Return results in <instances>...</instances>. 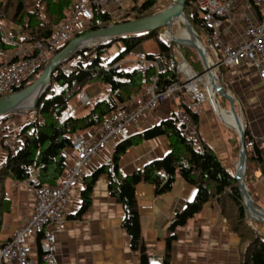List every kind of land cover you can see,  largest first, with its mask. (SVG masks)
<instances>
[{
	"label": "trees",
	"instance_id": "obj_1",
	"mask_svg": "<svg viewBox=\"0 0 264 264\" xmlns=\"http://www.w3.org/2000/svg\"><path fill=\"white\" fill-rule=\"evenodd\" d=\"M75 1L0 0V65L3 53L14 49L17 43L47 45L46 42L54 26L67 17ZM157 1H134L121 15L120 21L132 16L142 18L151 15ZM91 11L92 18L84 25L85 29L75 33L77 36L115 22L105 9L92 5ZM184 16L200 41L201 34H209L204 24L202 8L195 3L187 2L184 6ZM161 30H163L162 27L151 33L127 34L118 39L122 49L106 64L101 62V57L106 48L113 41L118 40L88 48L91 50L88 55L85 53L88 49L78 50L71 57L74 61L69 64L67 74L57 68L52 74L50 86L45 94L37 102L34 110L25 112L26 121L14 134L21 138L18 151L13 152L3 144L7 136L1 138V145L6 149V155L0 162V184L6 176L15 184L26 182L30 173L34 172L37 186L55 185L65 167L64 151L72 149V139L75 134L97 127L106 115L124 105L131 95H138L143 85L150 81L151 76L156 77L158 90H163L172 82L178 81L180 78L176 71L175 57L177 51L173 49V42L166 45L161 37L154 41L157 47L156 53L160 56L162 63V69L159 72L156 73L153 68L145 71L134 67L122 68L121 61L128 53L142 40ZM62 47L54 49L53 53L56 54ZM177 48L188 64L197 70L200 59L191 58L197 55L195 48L183 44H178ZM42 69L43 66H40L30 71L10 93L31 85ZM90 80L97 81L100 88L105 90L104 97L93 98L87 113L70 114L69 100L77 93L79 94L82 91L81 87ZM13 115L15 113L0 116L1 134L7 133L5 122ZM31 115L35 116L33 120ZM193 118L197 121V116ZM159 135H165L168 139L169 151L165 156L147 162L130 174H122L118 163L126 150L142 140ZM243 137L244 141L250 138L246 130L243 131ZM229 142L232 157L235 159L239 154V139L236 133H233ZM260 166L261 157L255 149L249 154L246 153L243 182L256 207L262 210L253 189L255 174ZM100 174H104L108 180L109 195L122 206L124 216L121 226L128 236L130 249L138 256L139 264L151 263L141 235L135 186L140 182L150 183L154 186L155 194L160 195L170 190L177 175L194 186L196 191L194 197L185 203L183 209L168 226L169 233L160 264H169L175 230L186 225L198 214L203 204L211 200L216 202L219 215L227 220L230 229L240 238L241 264H264V240L248 222L244 199L233 173L209 146L203 144L199 148L184 139L179 132L176 120L172 117L162 119L158 124L134 133L115 145L109 161L100 165L91 175L84 177V188L80 192V206L74 217L80 216L89 207L92 185ZM10 202L11 197H0V214L10 211ZM39 242L40 235L37 236V243ZM3 243L5 241L0 239V244ZM36 263L49 264L38 247Z\"/></svg>",
	"mask_w": 264,
	"mask_h": 264
},
{
	"label": "crops",
	"instance_id": "obj_2",
	"mask_svg": "<svg viewBox=\"0 0 264 264\" xmlns=\"http://www.w3.org/2000/svg\"><path fill=\"white\" fill-rule=\"evenodd\" d=\"M244 5L242 0L235 5L233 26L227 37L236 36L243 31L241 14ZM245 11L254 19L255 10L251 5H246ZM171 29L169 32L173 35ZM185 30H187L186 27ZM174 38L179 37L173 35ZM15 52V48L5 51L2 59L14 57ZM128 63L122 60V68L124 66L129 68ZM220 76L222 90L232 100V106L242 130H246L254 139L252 150L255 149L261 157V166L255 174L253 189L264 211V84L247 66L222 68ZM217 96L216 100L221 113L213 110L207 101L201 104L197 114L199 140L201 145L209 146L234 174L238 167V157L235 159L232 157L229 139L233 133H236L239 139L236 120L231 112L228 98L223 94H220L221 99ZM86 106L87 103L78 101L75 113ZM168 111V105H158L143 112L136 133L158 124L166 118ZM222 111L232 117L233 121L227 120ZM16 116H20L19 119ZM23 116L16 114L14 120H10L7 135L11 136L18 131V127L26 121ZM6 134L0 133V162L6 155V149L1 145V138L6 137ZM240 148L239 139V150ZM244 148L246 153L252 152L250 148ZM113 149L112 144L108 145L92 158L85 167L84 177L91 175L100 165L107 163ZM168 151V139L165 135L142 140L130 146L120 157L119 170L122 174H130L147 162L162 158ZM64 155L65 164H71L75 158V152L67 149ZM84 177L70 192L62 231L56 236L53 245L55 264H139L138 256L130 249L128 236L121 226L124 211L122 206L109 195L108 180L104 174H100L92 185L89 207L80 216L74 217L80 206V192L84 188ZM11 187L14 194L10 196V211L2 214L0 239L3 241L7 240L12 231L25 224L35 202V196L27 182L18 184L11 182ZM195 191L194 186L179 175L175 177L170 190L160 195L155 194L154 186L150 183L136 184L135 196L141 235L151 264L161 263L169 233L168 226L183 209L185 203L194 197ZM258 222L261 223L259 231H264V222ZM252 224L256 227L254 223ZM29 242L32 246V255L36 257L34 234L29 236ZM240 250L239 236L230 229L227 220L219 215L216 202L211 200L205 202L198 214L186 225L175 230L169 264H241Z\"/></svg>",
	"mask_w": 264,
	"mask_h": 264
},
{
	"label": "built area",
	"instance_id": "obj_3",
	"mask_svg": "<svg viewBox=\"0 0 264 264\" xmlns=\"http://www.w3.org/2000/svg\"><path fill=\"white\" fill-rule=\"evenodd\" d=\"M123 1L76 0L67 17L54 26L46 42L47 45L17 43L14 57L2 59L0 65V98L8 95L30 71L40 66L44 67L55 55L54 49L64 47L71 40L74 28H82L92 18V5L105 10L107 7L119 9ZM168 1L172 2V0ZM238 1L188 0V3H195L203 9L204 24L209 30L206 43L199 40L206 52V68L202 72L195 70L188 64L183 54L177 51L176 71L180 79L172 82L165 89L158 90L156 77L151 76L150 81L143 85L138 95H131L124 105L106 115L97 127L75 134L72 139L75 158L71 164H65L63 174L55 185L37 186L36 174L30 173L26 182L35 196L33 210L25 224L12 231L5 243L0 244V264H37L29 242V236L32 234L36 237V243L37 236L40 235V242L36 247L44 253V258L49 264H55L53 245L56 236L62 231L70 192L85 176L88 162L102 149L111 144L115 147L117 143L136 133L143 112L158 105H168L166 118L175 119L182 137L201 148L198 124L193 116H197L204 101H207L213 110L215 109L212 96H216L218 92L211 79L214 78V83L222 88L220 76L222 68L247 66L264 84V0H242L245 3L241 14L243 31L236 36L227 37L233 26L234 7ZM248 4L255 10L254 19L245 11ZM126 11L127 9L118 10V15ZM132 18L134 17L128 19ZM161 39L169 45L173 41V35L164 32L161 34ZM65 61L60 63L58 70L67 74L69 64L74 60L69 58ZM131 63L134 68L142 71L153 68L157 73L162 69L161 58L157 53L151 55L139 53ZM123 69L128 67L124 66ZM77 99L81 103L89 101L84 91L78 94ZM30 117L32 120L35 118L34 115ZM20 141V137L12 135L5 138L4 145L17 152ZM244 147L253 149V137L250 136L244 141ZM246 214L252 228L260 233L264 240V231H259L252 224L255 220L264 222V218L249 210H246Z\"/></svg>",
	"mask_w": 264,
	"mask_h": 264
},
{
	"label": "water",
	"instance_id": "obj_4",
	"mask_svg": "<svg viewBox=\"0 0 264 264\" xmlns=\"http://www.w3.org/2000/svg\"><path fill=\"white\" fill-rule=\"evenodd\" d=\"M187 2L188 0H172L170 5L156 13H152L151 15L142 18L116 21L114 23H110L106 27L92 30L73 38L60 51H58L49 59L31 85L20 91L10 93L0 98V116L6 113H25L34 110L37 102L43 97L47 88L50 86L52 74L56 72L60 63L71 58L78 50L95 48L99 44L121 39L127 34L151 33L163 26H166L170 31L171 24L179 17L183 19L182 22L185 24L186 29L193 35L194 38L185 41L179 37L174 38V42L194 47L204 64V68H206V52L202 46V43L196 37L192 27L184 16V6ZM92 38L97 39V43L95 45H82L84 44V41L90 40ZM211 81L213 82L214 88L217 90V92L224 94L230 101L231 112L236 120V130L239 134L241 149L238 154V167L233 175L238 181V186L244 199L245 209L264 218V211L256 207L243 182L246 154L244 148V137L242 127L237 120V114L234 110V107L232 106V100L223 92L220 86L214 83V78H212ZM32 93H34L32 101L27 102L26 99L29 98Z\"/></svg>",
	"mask_w": 264,
	"mask_h": 264
},
{
	"label": "rangeland",
	"instance_id": "obj_5",
	"mask_svg": "<svg viewBox=\"0 0 264 264\" xmlns=\"http://www.w3.org/2000/svg\"><path fill=\"white\" fill-rule=\"evenodd\" d=\"M136 1V2H140L141 0H124L122 2V4L120 5V8L119 9H114V8H110V7H107V11L111 14V16L115 19V20H120V17L121 15H118V10L122 11V10H126L128 9L132 4L133 2ZM171 2L168 1V0H158L156 2V4L153 6L152 8V11L153 13H156L162 9H164L165 7H167L168 5H170ZM85 26H83L82 28H74L73 30V34H72V38H75L77 37V35L75 33H78L79 31H82ZM185 24L180 21V20H176L173 22L172 24V29H171V32L173 33L174 36H180V33L185 29ZM163 30L161 31H158L156 34H154L153 36L149 37V38H146L144 40H142L130 53H128L124 60L127 61L128 65L130 68H133V64L131 63L132 61H134L136 58H137V55L139 53H155L157 51V47L154 43L155 39L158 38V37H161V34L166 32L167 35H169V29L166 27V26H163L162 27ZM83 35V34H82ZM80 36V35H79ZM209 36L208 33H203L201 34V41L206 43V40H207V37ZM173 49H176V51H178V48H177V43L173 41ZM192 47V46H191ZM194 48V47H193ZM122 49V44L121 42L118 40V41H113L105 50V52L103 53L102 57H101V62L103 64H106L111 58H113L116 54H118L120 52V50ZM196 50V49H195ZM86 55L90 54L91 53V50L88 49L85 51ZM197 53V51H196ZM191 58H193L194 60H197V59H200L198 53L196 56H192ZM198 71L202 72L204 70V64L202 62V60L200 59V66L199 68L197 69ZM225 70H223L224 72ZM38 76V75H37ZM37 78V77H36ZM35 78V79H36ZM81 90L84 91L88 98H89V101L86 102L87 103V106L85 108H83L81 111H78L77 113H75L76 109V103H78V99H77V96H78V93L72 97L70 100H69V104H68V112L72 115H83L85 113H87L92 105L91 103V100L95 97H103L105 95V90L101 89L99 84L97 83V81L95 80H90L88 82H86L82 87H81ZM217 96V95H216ZM218 99H221V96L220 94L218 93ZM222 101V100H221ZM220 101V102H221ZM223 106H226L225 104H222ZM24 115L23 117H26V113H15V115ZM13 115L12 117H10L8 120H6L5 123H8L7 126H5L7 128V133L9 132V129L10 128V120H14V116ZM20 116H16V118ZM7 137H9L10 135H5ZM14 193H13V189L11 187V181L10 179L6 176L2 183L0 184V197L2 196H5V197H10L12 196ZM254 225L258 228V230L260 229V222L258 221H253ZM2 228V214H0V230Z\"/></svg>",
	"mask_w": 264,
	"mask_h": 264
},
{
	"label": "bare ground",
	"instance_id": "obj_6",
	"mask_svg": "<svg viewBox=\"0 0 264 264\" xmlns=\"http://www.w3.org/2000/svg\"><path fill=\"white\" fill-rule=\"evenodd\" d=\"M177 20H180V21H183V19L181 18V17H179ZM176 21V20H175ZM173 24V23H172ZM172 24H171V26H172ZM180 37L183 39V40H185V41H187L188 39H192V38H194L193 37V35L189 32V31H187V30H183L181 33H180ZM84 44H82V45H95L96 43H97V39L96 38H92V39H90V40H87V41H84L83 42ZM212 95H214L213 93H211ZM33 95H34V93H32V95L29 97V98H27L26 99V101L27 102H31L32 101V99H33ZM212 104L214 105V108H215V110L216 111H220V113H221V110H220V108H219V104H218V102H217V100H216V96L214 95V96H212ZM25 101V102H26ZM223 112V111H222ZM223 115L225 116V118L227 119V120H229V121H233V118L232 117H229V115L227 114V113H224L223 112ZM228 123V122H227Z\"/></svg>",
	"mask_w": 264,
	"mask_h": 264
}]
</instances>
